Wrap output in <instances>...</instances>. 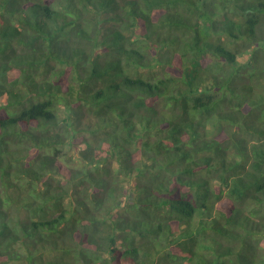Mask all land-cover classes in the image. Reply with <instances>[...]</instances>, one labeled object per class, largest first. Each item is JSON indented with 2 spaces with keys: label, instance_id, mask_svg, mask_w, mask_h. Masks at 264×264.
Wrapping results in <instances>:
<instances>
[{
  "label": "trees",
  "instance_id": "1",
  "mask_svg": "<svg viewBox=\"0 0 264 264\" xmlns=\"http://www.w3.org/2000/svg\"><path fill=\"white\" fill-rule=\"evenodd\" d=\"M0 264H264V0H0Z\"/></svg>",
  "mask_w": 264,
  "mask_h": 264
}]
</instances>
